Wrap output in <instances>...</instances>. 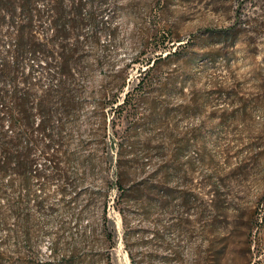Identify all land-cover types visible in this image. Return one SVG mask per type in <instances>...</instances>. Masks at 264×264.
<instances>
[{
    "label": "rangeland",
    "instance_id": "374dc122",
    "mask_svg": "<svg viewBox=\"0 0 264 264\" xmlns=\"http://www.w3.org/2000/svg\"><path fill=\"white\" fill-rule=\"evenodd\" d=\"M103 20L99 43L84 49L81 84L88 102L78 112L70 149L87 141L79 153H93L95 170L84 176L86 183L97 187L102 177H113L100 159L92 100L103 91L118 94L114 85L127 77L120 97L130 91L136 112L116 126L117 134L165 113L154 130L137 132L140 144L150 142V151L139 148L137 158L144 157L145 175L156 172L160 182L167 175L174 191L162 204L125 205V227L109 202L116 230L112 264H132L128 251L137 264H264V0H109ZM179 45L175 56L155 66L151 85L138 89L145 62ZM107 118L104 150L113 160L110 112ZM69 170L77 177L83 171ZM54 191L51 186L48 202L57 205ZM178 192L193 196L184 201ZM84 205L82 197L70 214L83 213ZM99 208L95 203L76 227L69 214L47 217L41 257L49 258L59 223H69L71 232L88 230L99 221Z\"/></svg>",
    "mask_w": 264,
    "mask_h": 264
},
{
    "label": "trees",
    "instance_id": "16d2710c",
    "mask_svg": "<svg viewBox=\"0 0 264 264\" xmlns=\"http://www.w3.org/2000/svg\"><path fill=\"white\" fill-rule=\"evenodd\" d=\"M108 6L109 0H0V264H112L116 230L108 218L109 202L125 227V205H158L165 202L162 198L174 196L167 188V175L164 182L157 180L156 172L145 175V164L140 163L144 157L137 158L139 148L150 151V142L140 144L137 132L145 135L154 130L165 113L133 123L120 137L115 129L136 112L137 100L130 91L120 97L127 77L114 85L118 94L110 97L103 91L92 100L100 122V159L113 177H102L97 187L86 183L84 176L95 170L93 153L80 155L87 141L80 142L77 150L70 149L78 112L88 102L81 84L87 67L84 49L99 43ZM179 47L145 62L137 88L150 86L155 66L175 56ZM108 112L116 145L113 160L104 150ZM73 165L83 169L79 177L69 170ZM51 186L59 197L57 205L48 202ZM178 193L184 201L193 196ZM82 197L84 214L100 202L99 221L74 232L69 223H59L49 258L43 259L38 245L47 217L69 214L76 227L83 213H70ZM126 239L127 232V248ZM128 254L137 264L136 257Z\"/></svg>",
    "mask_w": 264,
    "mask_h": 264
}]
</instances>
